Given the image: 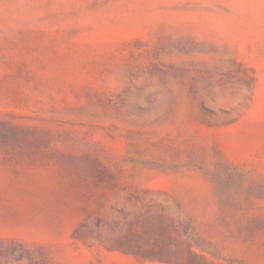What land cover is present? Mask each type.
<instances>
[{
  "label": "rangeland",
  "instance_id": "1",
  "mask_svg": "<svg viewBox=\"0 0 264 264\" xmlns=\"http://www.w3.org/2000/svg\"><path fill=\"white\" fill-rule=\"evenodd\" d=\"M0 264H264V0H0Z\"/></svg>",
  "mask_w": 264,
  "mask_h": 264
},
{
  "label": "trees",
  "instance_id": "2",
  "mask_svg": "<svg viewBox=\"0 0 264 264\" xmlns=\"http://www.w3.org/2000/svg\"><path fill=\"white\" fill-rule=\"evenodd\" d=\"M4 242H2V244H3ZM1 254L2 255H4V256H7V258H11V259H18V260H22V259H24L25 258V256L24 255H22V254H18L17 252H16V250H13V249H9V248H5L4 250H2V252H1ZM31 262H32V260H31Z\"/></svg>",
  "mask_w": 264,
  "mask_h": 264
}]
</instances>
